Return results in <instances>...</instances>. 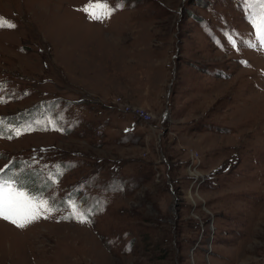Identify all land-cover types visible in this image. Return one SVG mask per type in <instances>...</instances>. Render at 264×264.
Returning a JSON list of instances; mask_svg holds the SVG:
<instances>
[{"label": "rangeland", "instance_id": "1", "mask_svg": "<svg viewBox=\"0 0 264 264\" xmlns=\"http://www.w3.org/2000/svg\"><path fill=\"white\" fill-rule=\"evenodd\" d=\"M88 3L0 0V171L58 209L0 264H264L258 0Z\"/></svg>", "mask_w": 264, "mask_h": 264}, {"label": "snow or ice", "instance_id": "2", "mask_svg": "<svg viewBox=\"0 0 264 264\" xmlns=\"http://www.w3.org/2000/svg\"><path fill=\"white\" fill-rule=\"evenodd\" d=\"M258 7L260 11L253 14L249 22L253 26L256 39L264 45V0H258ZM79 10L88 19L98 22L110 18L114 11L108 0H89V3ZM14 27L13 23L0 17V28ZM54 204V201L28 191L15 177L0 174V219L23 229L41 218H48L57 211ZM68 210L70 215L65 219H75L80 223L89 222V211L82 209L75 202L68 205Z\"/></svg>", "mask_w": 264, "mask_h": 264}, {"label": "built area", "instance_id": "3", "mask_svg": "<svg viewBox=\"0 0 264 264\" xmlns=\"http://www.w3.org/2000/svg\"><path fill=\"white\" fill-rule=\"evenodd\" d=\"M118 106V112L122 113L123 115L125 116H132L134 118H137L140 120V122L142 124H148L149 123V119H148V114L145 113L144 111L142 110H139V109H132L130 107H126V106H122V105H119V104H116Z\"/></svg>", "mask_w": 264, "mask_h": 264}, {"label": "crops", "instance_id": "4", "mask_svg": "<svg viewBox=\"0 0 264 264\" xmlns=\"http://www.w3.org/2000/svg\"><path fill=\"white\" fill-rule=\"evenodd\" d=\"M125 117H126L127 121L131 120L129 116H125ZM131 122H132V120H131Z\"/></svg>", "mask_w": 264, "mask_h": 264}, {"label": "bare ground", "instance_id": "5", "mask_svg": "<svg viewBox=\"0 0 264 264\" xmlns=\"http://www.w3.org/2000/svg\"><path fill=\"white\" fill-rule=\"evenodd\" d=\"M9 244V243H8Z\"/></svg>", "mask_w": 264, "mask_h": 264}]
</instances>
